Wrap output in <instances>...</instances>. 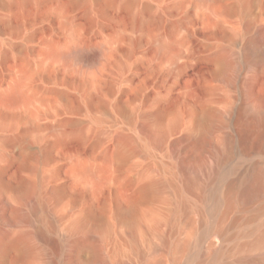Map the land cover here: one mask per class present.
<instances>
[{
	"label": "rangeland",
	"instance_id": "rangeland-1",
	"mask_svg": "<svg viewBox=\"0 0 264 264\" xmlns=\"http://www.w3.org/2000/svg\"><path fill=\"white\" fill-rule=\"evenodd\" d=\"M248 83L264 91V0H0V214L35 209L0 219L32 246L9 248L6 264H87L86 248L68 259L67 246L97 225L98 264H208L192 247L173 257L166 241L192 244L211 220L185 172L218 168L211 188L231 180L234 192L244 166L264 161L243 151L264 132L248 125L241 140ZM208 106L221 115L203 131ZM224 134L235 151L219 164ZM263 230L264 211L228 233L243 244ZM252 254L264 264V244Z\"/></svg>",
	"mask_w": 264,
	"mask_h": 264
},
{
	"label": "bare ground",
	"instance_id": "bare-ground-1",
	"mask_svg": "<svg viewBox=\"0 0 264 264\" xmlns=\"http://www.w3.org/2000/svg\"><path fill=\"white\" fill-rule=\"evenodd\" d=\"M256 44L257 40L254 38H251L248 43H246L247 50L250 52L248 58L249 60L251 57L252 48L256 47ZM219 57L223 62L228 61V59L223 55H219ZM253 62L255 63L256 60L254 59ZM247 87V97L249 102L248 110L250 114L248 120L245 121L243 125L242 136L240 134L242 137L241 140L245 144L249 140L250 134L248 125H262L264 123V91L258 90L253 83H248ZM202 114L205 121L202 122L203 131L210 129L213 126V124L208 122L211 117H220L221 115V113L216 108L211 106L203 108ZM224 136L225 137H223L221 145L218 149V162H216L219 164L232 157L235 151V142L231 134H224ZM185 137L186 136L184 135L181 136L175 140V143L181 142ZM192 140V143L195 146L201 144L203 141V134L200 133L199 135L194 136ZM4 141L11 142L12 138L5 137ZM20 142L22 143V147H24V142ZM243 149L244 153L248 152L249 154L255 150L264 152V132L259 135L253 144L248 145L247 143ZM216 166L219 167L218 165ZM240 175L244 177V184L237 187V189L232 192L231 188L234 187V184L231 180L227 181L226 189L222 193H218L213 191L214 188H211L218 178V168L207 171L204 177H200L192 173H184L182 187L187 192H198L202 203H204L206 199L211 201V220L209 225L202 229V233L192 244L187 239L177 240L174 242L166 241V246L170 250L173 257H176L180 254H186L189 251V248L192 247L194 248L193 251H195L197 258L204 257L208 264L221 263V261L227 258L233 250L236 251L235 264H251L256 261V258L252 254V249L264 244V230L258 232L253 240L246 241L243 244H239L235 234L228 233V230L231 229L232 226H235L242 221H251L256 214L264 211V161L258 160L248 163L246 166H244ZM26 191L28 192L30 189L27 188ZM198 205L199 203L196 204V208H198ZM10 206L12 205L10 204ZM182 207L185 211L186 220L190 221V213L187 210L188 206L183 204ZM34 210L35 209L32 206L29 212L22 213L18 208L8 207L7 210L0 214V219L4 220L10 215H12L14 219H29L30 213H32ZM248 211H251L252 213L246 216L245 214ZM236 212L242 214L237 216L235 215ZM34 216H36V214ZM82 225H84L83 219L79 220L78 226L80 227ZM93 229L96 231V234L88 235L83 239H75L68 244V259L75 257L77 253L83 250V248H86L89 252L87 264H98L101 261L103 256L99 234L103 233L105 229L101 228V226L99 227L98 225ZM29 237V233L24 230H20L16 234L11 235V231L9 229L0 227V264H6V254L9 248H14L21 254L31 253L32 246L30 244ZM224 239L230 242V246L225 248L218 244ZM156 248H154V251L158 250ZM152 262L155 264L154 261ZM157 263L159 264L160 262L158 261L156 264Z\"/></svg>",
	"mask_w": 264,
	"mask_h": 264
}]
</instances>
